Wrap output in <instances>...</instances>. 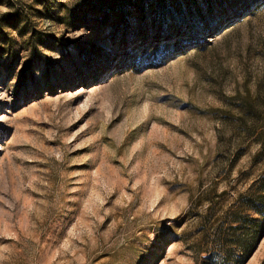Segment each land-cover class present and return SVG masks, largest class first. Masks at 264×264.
Listing matches in <instances>:
<instances>
[{
    "label": "rangeland",
    "instance_id": "1",
    "mask_svg": "<svg viewBox=\"0 0 264 264\" xmlns=\"http://www.w3.org/2000/svg\"><path fill=\"white\" fill-rule=\"evenodd\" d=\"M0 264H264V0H0Z\"/></svg>",
    "mask_w": 264,
    "mask_h": 264
}]
</instances>
